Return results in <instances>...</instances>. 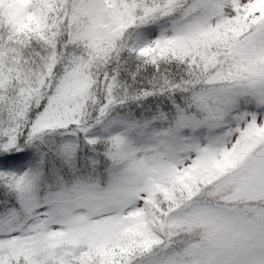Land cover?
Here are the masks:
<instances>
[{"label": "snow or ice", "instance_id": "6c2138e0", "mask_svg": "<svg viewBox=\"0 0 264 264\" xmlns=\"http://www.w3.org/2000/svg\"><path fill=\"white\" fill-rule=\"evenodd\" d=\"M0 264H264V0H0Z\"/></svg>", "mask_w": 264, "mask_h": 264}]
</instances>
